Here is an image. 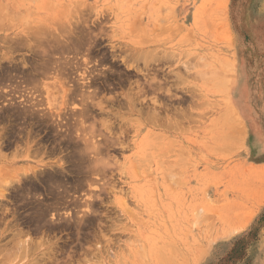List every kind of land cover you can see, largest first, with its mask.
Returning a JSON list of instances; mask_svg holds the SVG:
<instances>
[{"label": "rangeland", "instance_id": "1", "mask_svg": "<svg viewBox=\"0 0 264 264\" xmlns=\"http://www.w3.org/2000/svg\"><path fill=\"white\" fill-rule=\"evenodd\" d=\"M0 69V264H264V0H0Z\"/></svg>", "mask_w": 264, "mask_h": 264}, {"label": "bare ground", "instance_id": "2", "mask_svg": "<svg viewBox=\"0 0 264 264\" xmlns=\"http://www.w3.org/2000/svg\"><path fill=\"white\" fill-rule=\"evenodd\" d=\"M78 22H79V21H78ZM82 25H83V24H82ZM60 26H61V25H60ZM57 28H58V27H57ZM67 30H68V29H67ZM43 31H44V30H43ZM43 31L41 30V32H43ZM63 31H64V30H63ZM34 32H35V31H34ZM41 32H40V33H41ZM68 32H69V30H68ZM38 33H39V32H38ZM38 33H37L36 35H37L38 37H40V36L42 37V33H41L40 36L38 35ZM45 33H46V32H45ZM45 33H44V35H45ZM64 33H65V32H64ZM70 33H71V32H70ZM44 35H43V36H44ZM51 35H52V34H51ZM66 35H67V34H66ZM79 35H80V34H79ZM25 36H26V35H25ZM33 36H35V35H33ZM33 36L30 35V36H29L30 38H29L28 35H27V38H29V40H30ZM48 36H50V35H48ZM52 36H53V35H52ZM75 36H76V35H75ZM35 37H36V36H35ZM35 37H33V38H35ZM53 37H54V36H53ZM36 38H37V37H36ZM36 38H35V39H36ZM46 38H47V37H46ZM48 38H50V40H51L52 37L50 36V37H48ZM55 38H56V37H55ZM57 38H59V37H57ZM74 38H75V37H74ZM90 38H91V37H90ZM10 39H11V38H10ZM22 39H23V38H22ZM37 39H38V38H37ZM44 39H45V38H44ZM52 39H53V38H52ZM62 39H63V38H62ZM77 39H78V38H77ZM88 39H89V38H88ZM92 39H93V38H92ZM1 40H2V39H1ZM5 40H6V39H5ZM25 40H26V38H25ZM27 40H28V39H27ZM29 40H28V41H29ZM31 40H32V39H31ZM40 40H42V38H41ZM53 40H54V39H53ZM57 40H58V39H57ZM59 40H60V39H59ZM75 40H76V39H75ZM82 40H83V39H82ZM3 41H4V40H3ZM7 41H8V40H7ZM17 41H19V40H17ZM36 41H37V40H36ZM44 41H45V40H44ZM46 41H47V40H46ZM48 41H49V40H48ZM63 41H64V40H63ZM70 41H71V39H70ZM97 41H98V40H97ZM19 42H20V41H19ZM33 42H34V41H33ZM54 42H55V41H54ZM54 42H53V43H54ZM60 42H61V40H60ZM66 42H67V41H66ZM66 42H64V43H66ZM21 43H23V42L21 41ZM24 43H25V41H24ZM24 43H23V44H24ZM34 43H36V42H34ZM37 43H39V42L37 41ZM43 43H44V42H43ZM67 43H68V42H67ZM78 43H79V42H78ZM84 43L86 44V42H84ZM13 44H14V43H13ZM25 44H28V43H25ZM62 44H63V43H62ZM72 44H73V43H71L70 45H72ZM81 44H83V43H81ZM18 45H19V44H18ZM40 45H41V43H40ZM40 45H38V47H39ZM42 45H43V44H42ZM53 45H55V44H53ZM58 45H59V44H58ZM58 45H56V46H58ZM21 46H23V45L21 44ZM35 46H36V45H35ZM46 46H47V44H46ZM49 46H50V45H49ZM59 46H60V45H59ZM63 46H64V45H63ZM81 46H82V45H81ZM81 46H80V48H81ZM83 46H85V45H83ZM10 47H11V46H9V49H10ZM17 47H18V46H17ZM24 47H25V45H24ZM26 47H28V45H26ZM41 47H42V46H41ZM64 47H65V46H64ZM85 47H86V46H85ZM15 48H16V47H15ZM21 48H22V47H21ZM34 48H35V47H34ZM34 48H33V49H34ZM51 48H52V46H51ZM65 48H66V47H65ZM75 48H76V47H75ZM77 48H78V47H77ZM77 48H76V49H77ZM27 49H28V48H27ZM30 49H32V48H30ZM30 49H29V50H30ZM33 49H32V50H33ZM39 49H40V48H39ZM44 49H45V48H44ZM47 49H48V48H47ZM52 49H53V48H52ZM52 49H51V50H52ZM119 49H120V48H119ZM34 50H35V49H34ZM42 50H43V49H42ZM45 50H46V49H45ZM45 50H44L43 52H45ZM58 50H59V49H58ZM63 50H64V49H62V52H64ZM67 50H69V47H68ZM80 50H81V49H80ZM82 50H83V49H82ZM95 50H96V49H95ZM9 51H10V50H9ZM11 51H12V50H11ZM13 51H14V50H13ZM38 51H39V50H38ZM60 51H61V50H60ZM72 51H73V50H72ZM28 52H29V51H28ZM46 52H47V51H46ZM52 52H54V51H52ZM69 52H70V51H69ZM76 52H77V51H76ZM31 53H33V52H31ZM50 53H51V52H50ZM54 53H56V50H55ZM72 53H73V52H72ZM77 53H78V52H77ZM114 53H115V52H114ZM124 53H125V52H124ZM37 54H38V53H37ZM56 54H58V53H56ZM69 54H70V53H69ZM69 54H68V55H69ZM143 54H144V53H143ZM143 54H142V55H143ZM61 55H62V54H61ZM63 55H64V53H63ZM112 55H113V54H112ZM122 55H123V54H122ZM144 55H145V54H144ZM144 55H143V56H144ZM146 55H147V54H146ZM148 55H149V54H148ZM52 56H53V55H52ZM57 56H59V55H57ZM143 56H142V58H143ZM54 57H55V56H54ZM100 57H101V56H100ZM102 57H103V56H102ZM106 57H107V56H106ZM140 57H141V55H140ZM147 57H148V56H147ZM45 58H46V57H45ZM52 58H53V57H52ZM57 58H59V57H57ZM86 58H87V57H86ZM86 58H85V59H86ZM107 58H108V57H107ZM144 58H145V56H144ZM152 58H153V56H152ZM53 59H54V58H53ZM59 59L61 60V58H59ZM73 59H74V56H73ZM75 59H76V58H75ZM75 59H74V60H75ZM92 59H93V58H92ZM21 60H22V59H21ZM40 60H41V59H40ZM45 60H46V59H44V61H45ZM66 60H67V59H66ZM69 60H70V59H69ZM74 60L71 59L70 61H74ZM111 60H112V59H111ZM12 61H13V60H12ZM33 61H34V59H33ZM33 61H32V62H33ZM48 61H50L49 58H48ZM55 61H56V60H55ZM57 61H58V59H57ZM64 61H65V60H64ZM76 61H77V60H76ZM129 61H130V60H129ZM15 62H16V61H15ZM36 62H37V61H36ZM45 62H46V61H45ZM50 62H51V61H50ZM62 62H63V61H62ZM68 62H69V61H68ZM68 62H67L66 64H68ZM77 62H78V61H77ZM56 63H57V62H56ZM75 63H76V62H75ZM41 64H42V63H41ZM69 64H70V63H69ZM72 64H73V63H72ZM79 64H80V63H79ZM8 65H9V64H8ZM30 65H32V64H30ZM30 65H29V66H30ZM70 65H71V64H70ZM73 65H74V64H73ZM73 65H72V66H73ZM38 66H39V65H38ZM44 66H48V65L46 64V65H44ZM44 66H41V67H44ZM51 66H52V65H51ZM51 66H50V67H51ZM65 66H66V65H65ZM78 66H79V65H78ZM125 66H126V65H125ZM30 67H31V68H34V69L36 68V66H34V67L30 66ZM48 67H49V66H48ZM50 67H49V68H50ZM57 67H58V66H57ZM57 67H56V68H57ZM76 67H77V66H76ZM92 67H93V66H92ZM3 68H4V67H3ZM45 68H47V67H45ZM49 68H48V69H49ZM63 68H65V67H63ZM63 68H62V69H63ZM73 68H74V66H73ZM77 68H78V67H77ZM133 68H134V67H133ZM37 69H39V67H37L35 71H37ZM53 69H55V68H53ZM59 69H60V67L57 69V71H58ZM69 69H70V68H69ZM0 70H1V69H0ZM63 70H64V69H63ZM85 70H86V69H85ZM134 70H135V69H134ZM45 71H46V70H45ZM45 71L43 70L42 73H44ZM60 71H61V70H60ZM76 71H77V69H76ZM137 71H138V72H141L140 70L136 69V72H137ZM3 72H4V71H3ZM40 72H41V71H40ZM47 72H48V71H47ZM47 72H46V73H47ZM55 72H56V71H55ZM66 72H67V71H66ZM72 72H73V71H72ZM96 72H97V71H96ZM4 73H5V72H4ZM14 73H15V72H14ZM30 73H31V72H30ZM30 73H29V75H30ZM42 73H41V74H42ZM53 73H54V72H53ZM58 73H59V72H58ZM80 73H81V72H80ZM82 73H83V72H82ZM85 73H86V72H85ZM23 74H24V73H23ZM48 74H50V73H48ZM55 74H56V73H55ZM62 74H63V73H62ZM62 74H59V77L62 76ZM3 75H4V74H3ZM32 75H33V74H32ZM63 75H64V74H63ZM68 75H69V74H68ZM72 75H73V74H72ZM79 75H80V74H79ZM87 75H88V74H87ZM90 75H91V74H90ZM26 76H28V75H26ZM46 76H47V75H46ZM64 76H65V75H64ZM70 76H71V75H70ZM83 76H84V75H83ZM88 76H89V75H88ZM0 77H1V76H0ZM29 77H30V76H29ZM29 77H28V78H29ZM33 77H35V76L33 75ZM33 77H30V78H33ZM51 77H53V76H51ZM57 77H58V75H57ZM121 77H122V76H121ZM130 77H131V76H130ZM60 78H61V77H60ZM60 78H58V79L60 80ZM9 79H10V78H9ZM35 79H37V78H35ZM35 79H33V80L30 79V80H32L33 83H34V82H36ZM43 79H44V78H43ZM75 79H76V78H75ZM83 79H84V78H83ZM125 79H126V78H125ZM13 80L16 81L15 79H13ZM24 80H25V79H24ZM34 80H35V81H34ZM61 80H63V79H61ZM0 81H1V80H0ZM22 81H23V79H22ZM26 81H27V80H25V82H26ZM32 81H28V83H29V82L31 83ZM39 81H40V80H39ZM78 82H79V81H78ZM85 82H86V81H85ZM142 82H143V81H142ZM2 83H4V82L2 81ZM28 83H27V84H28ZM30 83H29V84H30ZM37 83H38V79H37ZM41 83H42V82H41ZM67 83H68V82H67ZM94 83H95V82H94ZM6 84H7V82H6ZM69 84H70V83H69ZM90 84H91V83H90ZM90 84H89V85H90ZM3 85H4V84H3ZM15 85H16V84H15ZM65 85H66V84H65ZM80 85H81V89L84 88V87L82 86L81 83H80ZM87 85H88V84H87ZM146 85H147V84H146ZM12 86H14V85H12ZM12 86H11V87H12ZM19 86H20V85H19ZM19 86H18V87H19ZM31 86H32V85H31ZM38 86H39V84H38ZM44 86H45V89H48V86H47V85H44ZM70 86H71V85H70ZM76 86H77V85H76ZM76 86H73L71 89H69L68 86H67V89H68V92L70 93L69 96L71 95V97H72V96H75V97L78 96V97H80V98H79V99H80V104L82 103L83 106H82V109H81V110L79 109L80 111L78 112V117L80 116V117H82V119H84V118H88V116L90 115V107H91V109H92L93 107H95V108H97L99 111L104 112V111H103L102 104H101L102 102H101V103L98 102V103H96L95 105L92 104L91 102H89L90 104H88V101H87V100H90V99L94 98V97H95V92H94V93L84 92V91H86V90L81 91L80 87L78 86V88H77ZM84 86H85V84H84ZM91 86H92V85H91ZM93 86H94V85H93ZM6 87H7V86H6ZM34 87H35V86H34ZM42 87H43V86H42ZM53 87H54V86H53ZM63 87H64V86H63ZM86 87H87V86H86ZM141 87H142V86H141ZM12 88H14V87H12ZM36 88H37V87H36ZM36 88H35V89H36ZM91 88H92V87H91ZM94 88H95V87H94ZM96 88H97V87H96ZM108 88H109V87H108ZM129 88H130V86H129ZM8 89H9V88H8ZM19 89H20V88H19ZM33 89H34V88H33ZM45 89H44V90H45ZM62 89H64V88H62ZM65 89H66V88H65ZM67 89H66V90H67ZM1 90H2V89H1ZM9 90H10V89H9ZM13 90H14V89H13ZM27 90H28V89H27ZM88 90H89V89H88ZM92 90H93V89H92ZM100 90H101V89H100ZM124 90H125V89H124ZM130 90H131V89H130ZM130 90H129V91H130ZM2 91H3V90H2ZM28 91H29V90H28ZM48 91H49V90H48ZM95 91H96V89H95ZM3 92H4V91H3ZM44 92H45V91H44ZM49 92H50V91H49ZM68 92H67V93H68ZM99 92H100V91H99ZM14 93H15V92H14ZM29 93H30V92H29ZM6 94H7V93H6ZM32 94H33V93H32ZM22 95H23V94H22ZM46 95H47V94H46ZM46 95H45V96H46ZM7 96H8V95H7ZM29 96H30V95H29ZM67 96H68V95H67ZM69 96H68V97H69ZM106 96H107V95H106ZM126 96H127V95H126ZM32 97H33V96H32ZM68 97H67V98H68ZM96 97H97V96H96ZM96 97H95V99H96ZM1 98H2V97H1ZM45 98H47V97H45ZM67 98H66V99H67ZM109 98H110V97H109ZM111 98H112V97H111ZM116 98H117V97H116ZM128 98H129V97H128ZM132 98H133V97H132ZM31 99H32V98H31ZM24 100H25V97H24ZM26 100H27V102H28V99H26ZM69 101H70V100H69ZM75 101H76V100H75ZM90 101H91V100H90ZM95 101H96V100H95ZM98 101H99V100H98ZM129 101H130V103H129ZM133 101H134V100H132L131 98H129L127 102H128L129 104H132L131 106H133V105H134ZM22 102H23V101H22ZM24 102H25V101H24ZM40 102H41V101H40ZM45 102H46V101H45ZM63 102H65V101H63ZM78 102H79V101H78ZM96 102H97V101H96ZM131 102H132V103H131ZM43 103H44V102H43ZM73 103H74V102H73ZM28 104H30V103L28 102ZM31 104H32L31 108H33L34 110H32V109L30 108V106H27V109H25V110H20V109H19V110H15V111L9 112V111H11V109L8 107V108H9V111H6V113H4V112L1 111V113H0V125H1V123L3 124V122H6L7 124L9 123V125H10L11 122H13V123L15 122V119H16V121H18L17 119H19V122L22 121V122H23L22 124H26V125H28V127H30V129H31V128L34 126V124H36V123H37L38 125H41V123H40V120H41V119H40V118H39L40 120L37 119V121H34V119L36 118L35 115H34L35 112H36V111H35V108H34V107H36V104H35V105H34L33 103H31ZM39 104H40V103H39ZM45 104L48 105V100H47V103H45ZM45 104H44V105H45ZM64 104H65V103H64ZM70 104H71V103H70ZM11 105H12V104H11ZM14 105H15V104H14ZM16 105H17V104H16ZM22 105H23V104H22ZM47 105H46V106H47ZM62 105H63V104H62ZM68 105H69V104H68ZM74 105H75V104H74ZM23 106H24V105H23ZM49 106L51 107L52 105L49 104L48 107H49ZM60 106H61V105H60ZM63 106H64V105H63ZM79 106H80V105H79ZM126 106H128V105H126ZM15 107H16V106H15ZM28 107H29L31 110H29ZM61 107H62V106H61ZM61 107H59V108H61ZM73 107H74V106H73ZM76 107H78V106H76ZM8 108H7V110H8ZM40 108H41V106H40ZM43 108H44V107H43ZM43 108H42V109H43ZM62 108H63V107H62ZM53 109H54V108H53ZM53 109L51 108V110H53ZM70 109H71V108H70ZM73 109H74V108H73ZM124 109H125V108H124ZM128 109H129V108H128ZM5 110H6V108H5ZM54 110H57V107H56ZM59 110H60V109H59ZM61 110H62V109H61ZM33 111H34V112H33ZM42 111H43V110H42ZM50 112H51V111H50ZM59 112H60V111H59ZM59 112H58V113H59ZM69 112H70V111H69ZM71 112H72V111H71ZM76 112H77V111H76ZM58 113H56V115H58ZM110 113H112V112H110ZM38 114H39V113H38ZM53 114H54V113H53ZM56 115H55V116H56ZM72 115H73V113H72ZM49 116H50V114H49ZM58 116H61V115H58ZM69 116H70V115H69ZM106 116H107V115H106ZM108 116H109V115H108ZM12 117H14V118H12ZM34 117H35V118H34ZM42 117H45L46 119L48 118V120H49V118H50V117H48V116L45 115V114H44V116H42ZM51 117H52V116H51ZM61 117H62V116H61ZM11 118H12V119H11ZM52 118H53V117H52ZM55 118H57V117H55ZM73 118H74V117H73ZM90 118H91V117H90ZM92 118H93V115H92ZM92 118H91V119H92ZM94 118H95V117H94ZM102 118H103V117H102ZM50 119H51V118H50ZM63 119H64V118H63ZM66 119H67V118H66ZM88 119H89V118H88ZM103 119H104V118H103ZM35 120H36V119H35ZM51 120H52V119H51ZM54 120H56V119H54ZM77 120H78V119H77ZM100 120H101V119H100ZM104 120H105V119H104ZM108 120H109V119H108ZM43 121H44V120H43ZM67 121H68V120H67ZM82 121H83V120H82ZM94 121H95V120H94ZM96 121H97V120H96ZM101 121H102V120H101ZM53 122H56V121H53ZM6 123H5V124H6ZM50 123H51V122H50ZM75 123H76V122H75ZM85 123H86V122H85ZM91 123H94V122H91ZM11 124H12V123H11ZM20 124H21V123H20ZM73 124H74V122H73ZM80 124H82V122H80ZM96 124H97V123H96ZM14 125H15V124H14ZM14 125H13V126H14ZM17 125H18V124H17ZM51 125H52V124H51ZM55 125H57V124H55ZM66 125H67V123H65V126H66ZM70 125H71V123H70ZM92 125H93V124H92ZM92 125H91V126H92ZM103 125L106 126V122H105V123L103 122ZM111 125H112V124H111ZM111 125H110V126H111ZM24 126H25V125H24ZM53 126H54V125H53ZM71 126H72V125H71ZM78 126H79V128L81 127L80 125H78ZM82 126H83V125H82ZM93 126H94V125H93ZM105 126H103V127H105ZM107 126H109V125H107ZM110 126L108 127V129L110 128ZM117 126H118V125H117ZM119 126H120V125H119ZM0 127H1V126H0ZM7 127H8V126H7ZM7 127H6L7 130H5V128H4L5 132H3L2 135L0 136V140L3 139V140H4V143L7 142L6 147L8 146V143L10 142V141H9L10 137H13V134L10 135V134H9L10 132L8 131V129L11 128V126L8 127V128H7ZM57 127H58V125H57ZM95 127H96V126H95ZM14 128H17L16 125L14 126ZM69 128H70V127H69ZM79 128H78V129H79ZM81 128H82V127H81ZM81 128L79 129V130L81 131V133L78 134L77 137H74V138H77L76 140L79 139V144H80V146L82 145V147L84 148V150H83V148H81V147H79V146L76 145L77 148H78V151L76 150V152H78V155H79V154H80V155H83L84 153H82V152H87V151L89 150L90 146H91V145L94 146V144L96 143V142H94V144H93L92 141H91L92 143H90V141H89V143H90V146H89V143H88V140H89V139H88V137H90V135H89V136L87 137V139H86V136H87V135H86V134H85L86 136H85L84 134L82 135V130H83V128H82V130H81ZM101 128H102V126H101ZM20 129H21V128H20ZM23 129H24V128H23ZM23 129H22V130H23ZM25 129H26V127H25ZM30 129H29V130H30ZM38 129H39V128H38ZM56 129H57V128H56ZM76 129H77V127H76ZM76 129H75V130H76ZM78 129H77V130H78ZM92 129H93V128H92ZM92 129H91V131H92ZM95 129H96V128H95ZM106 129H107V128H106ZM106 129H104V130H106ZM108 129H107V131H108ZM110 129H111V128H110ZM120 129H121V127H120ZM9 130H10V129H9ZM14 130H15V129H14ZM14 130H12V128H11V132L14 131ZM31 130H32V129H31ZM60 130H61V129H60ZM63 130H64V129H63ZM77 130H76V133H77ZM7 131H8V132H7ZM16 131H17V129H16ZM51 131H52V130H51ZM69 131H70V129H69ZM80 131H79V132H80ZM110 131H111V130H110ZM63 132H64V131H63ZM71 132H72V131H70V133H71ZM86 132H87V131H86ZM95 132H96V131H95ZM113 132H114V131H113ZM26 133H27V132H26ZM38 133H39V132H38ZM59 133H60V132H59ZM70 133H69V135H70ZM83 133H84V132H83ZM27 134H28V133H27ZM53 134H55V133H53ZM90 134H91V133H90ZM112 134H113V133H112ZM29 135H31V134L29 133ZM51 135H52V134H51ZM65 135H67V134H65ZM75 135H76V134H75ZM80 135H81V136H80ZM93 135H95V134H93ZM121 135H122V134H121ZM38 136H39V135H38ZM84 136H85V137H84ZM119 136H120V135H119ZM22 137H23V136H22ZM26 137H27V136H26ZM30 137H31V136H30ZM58 137H60V136H58ZM64 137H65V136H64ZM64 137L62 136L61 138L64 139ZM72 137H73V136H72ZM72 137H71V138H72ZM92 137H93V136H92ZM92 137H91V138H92ZM13 138H14V137H13ZM27 138H28V137H27ZM31 138H32V137H31ZM43 138H45V137H43ZM51 138H52V137H51ZM51 138H50V139H51ZM66 138H67V137H66ZM17 139H18V138H16V140H17ZM19 139H20V141H21V138H19ZM34 139H35V138H34ZM50 139H49V140H50ZM54 139H55V138H54ZM54 139H53V140H54ZM59 139H60V138H59ZM63 139H62V142H63ZM11 140H13V139H11ZM24 140H25V139H24V137H23V142H24ZM51 140H52V139H51ZM55 140H56V139H55ZM70 140H71V139H70ZM76 140H75V141H76ZM80 140H81V141H80ZM93 140H94V138H93ZM116 140H117V142H118V139H116ZM17 141H18V140H17ZM28 141H29V138L27 139V142H28ZM40 141H41V140H40ZM73 141H74V140H73ZM13 142H14V140H13ZM34 142H35V141H34ZM52 142H53V141H52ZM60 142H61V141H60ZM69 142H70V141H69ZM77 142H78V141H77ZM80 142H82L83 144L80 143ZM102 142H103V141H102ZM38 143H39V142H38ZM43 143H45V142H43ZM56 143H57V142H56ZM74 143H76V142H74ZM10 144H11V143H10ZM18 144H19V143H18ZM18 144H16V145H18ZM35 144H36V143H35ZM39 144H40V143H39ZM46 144H47V143H46ZM67 144H68V143H67ZM76 144H77V143H76ZM79 144H78V145H79ZM98 144H99V143H98ZM117 144H118V143H117ZM117 144H116V145H117ZM2 145H3V142L0 143V148H2ZM16 145L14 146V144H13L12 146H14V148H15ZM55 145H56V144H55ZM57 145H58V143H57ZM65 145H66V144H65ZM9 146H10V145H9ZM9 146H8V147H9ZM36 146H37V145H36ZM44 146H45V145H44ZM96 146H97V145H96ZM110 146H111V145H110ZM8 147H7V148H8ZM22 147H23V146H22ZM47 147H48V146H47ZM55 147L57 148V146H55ZM67 147H68V146H67ZM72 147H73V146H72ZM98 147L101 148V147H103V146H101V147L98 146ZM112 147H113V146H112ZM14 148H13V149H14ZM17 148H18V147H17ZM35 148H36V147H35ZM40 148H41V147H39L38 149H40ZM45 148H46V147H45ZM48 148H49V147H48ZM59 148H60V147H59ZM77 148H76V149H77ZM91 148L93 149L92 151H94V153L92 152L93 155H98L99 153H101V152H99V149H98L97 147H96V149H95V147H94V148L91 147ZM15 149H16V148H15ZM51 149H52V148H51ZM108 149H109V148H108ZM120 149H121V148H120ZM1 150H2V149H1ZM20 150H22V149H20ZM71 150H72V149H71ZM100 150H101V149H100ZM105 150H106V149H105ZM16 151H17V150H16ZM22 151H23V150H22ZM22 151H21V152H22ZM37 151H38V150H37ZM39 151H40V150H39ZM62 151H63V150H62ZM65 151H66V150H65ZM89 151H90V150H89ZM106 151H107V150H106ZM18 152H20V151H18ZM32 152H33V151H32ZM35 152H36V151H35ZM40 152H41V151H40ZM44 152H47V151H44ZM4 153H5V152H4ZM4 153H3V155H4ZM13 153H14V152H12V154H13ZM29 153L31 154V152H29ZM37 153H39V152H37ZM69 153H71V152H69ZM74 153H75V152H74ZM96 153H98V154H96ZM104 153H107V154H108V152H104ZM109 153H110V152H109ZM0 154H2V153H0ZM12 154H11V155H12ZM17 154H18V153H17ZM27 154H28V153H27ZM34 154H35V153H34ZM46 154H47V153H45V155H46ZM51 154H53V153L51 152ZM66 154H67V153H66ZM75 154H76V153H75ZM87 154H88V153H87ZM3 155H2V156H3ZM8 155H9V154H8ZM40 155H41V154H40ZM43 155H44V153H43ZM56 155H57V154H56ZM71 155H72V153H71ZM89 155L91 156L90 153H89ZM99 155H100V154H99ZM4 156H5V155H4ZM48 156H49V155H48ZM101 156H103V155L101 154ZM101 156H100V157H101ZM106 156H107V155H106ZM9 157H10V156H9ZM9 157H8V158H9ZM16 157H17V156H16ZM16 157L13 159L12 164H14V163H18V161L16 160ZM21 157H22V156H21ZM23 157H25V156H23ZM28 157H29V156H28ZM92 157H93V156H92ZM92 157H91V158H92ZM98 157H99V156H98ZM1 158H3V157H1ZM4 158H5V157H4ZM6 158H7V157H6ZM34 158H35V157H34ZM94 158H95V156H94ZM27 159H28V158H27ZM67 159H69V158H67ZM97 159H98V158H97ZM20 160H23V163H25V164H31V163L28 162V160H26V159H20ZM94 160H96V159H94ZM94 160H93V158H92V161H94ZM0 161H2V160H0ZM3 162H5V161H3ZM60 162H61V161H60ZM81 162H82V161H81ZM96 162H97V161H96ZM74 163H75V162H74ZM92 163H93V162H92ZM94 163H95V162H94ZM83 164H85V163H83ZM71 165H72V164H71ZM78 165H79V164H78ZM89 165H90V164H89ZM73 166H74V165H73ZM73 166H72V167H73ZM75 166H76V165H75ZM80 166H81V164H80ZM91 166H92V165H91ZM91 166H90V167H91ZM23 167H24V166H23ZM23 167H22V168H23ZM14 168H15V167H14ZM69 168H70V166H69ZM76 168H77V167H76ZM82 168H83V167H82ZM94 168H95V167H94ZM94 168H93V169H94ZM96 168H97V167H96ZM2 169H3V168H2ZM11 169H12V171H13V168H11ZM15 169H16V168H15ZM25 169H26V168H24V169L22 170V171H23L22 173L25 172V171H24ZM62 169H63V168H62ZM8 170H9V169H8ZM26 170H27V169H26ZM72 170H73V169H72ZM89 170H90V169H89ZM91 170H92V169H91ZM16 171H17V170H16ZM28 171H29V170H28ZM8 172H9V171H8ZM19 172H20V171H19ZM69 172H70V171H69ZM83 172H84V171H83ZM91 172H92V171H91ZM20 173H21V172H20ZM57 173H58V172H57ZM77 173H78V171H77ZM85 173H86V172H85ZM45 174H46V173H45ZM73 174H74V173H73ZM78 174H79V173H78ZM81 174H82V172H81ZM91 174H93V173H91ZM24 175H25V173H24V174H21V175H19V173H18V176H22V178H25ZM18 176H17V174H16V175H13V177H15V179H17L16 177H18ZM38 176H39V175H38ZM42 176H43V175H42ZM45 176H46V175H45ZM78 176H79V175H78ZM9 177H11V176H9ZM26 177H27V176H26ZM43 177H44V176H43ZM49 177H50V176H49ZM22 178H21V181H23ZM27 178L30 179L29 177H27ZM57 178H58V177H57ZM61 178H62V177H61ZM31 179H32V178H31ZM49 179H50V178L47 179V182H44V183H47L46 185H48L49 182H52V181H50ZM52 179H53V178H52ZM54 179H55V178H54ZM54 179H53V180H54ZM58 179H59V178H58ZM87 179H88V178H87ZM17 180H18V179H17ZM19 180H20V179H19ZM19 180H18V182H19ZM24 180H26V179H24ZM43 180H44V179H43ZM3 181H4V180H3ZM40 181H41V180H40ZM54 181H55V180H54ZM56 181H57V179H56ZM6 182H8V180H7ZM6 182H5V183H6ZM13 182H14V181H13ZM13 182H12V183H13ZM29 182H30V181H29ZM29 182H28V184H29ZM57 182H59V181H57ZM61 182H62V181H61ZM61 182H60V183H61ZM5 183H3V185H4ZM9 183H10V184L7 185V186H6V184L4 185V188H3L4 192H6V191H5L6 189H9V190H10V189L13 187V186H12L11 188H9V186H11V184H12V183H11V180H9ZM42 183H43V182H42ZM44 183H43V184H44ZM52 183H53V182H52ZM63 183H65V182H63ZM20 184H21V183H20ZM22 184H23V183H22ZM32 184H33V183H32ZM54 184L56 185V183H54ZM54 184H53V185H54ZM57 184H58V183H57ZM49 185H50V184H49ZM49 185H48V186H49ZM59 185H60V184H59ZM0 186H2V183H1ZM31 186H32V185H31ZM36 186H37V185H36ZM51 186H52V185H51ZM61 186H62V185H61ZM61 186H60V187H61ZM2 187H3V186H2ZM2 187H0V192H2V191H1V190H2ZM20 187H21V185H20ZM20 187H19V188H20ZM44 187H45V186H44ZM58 187H59V186H58ZM62 187H63V186H62ZM64 187H65V186H64ZM64 187H63V188H64ZM19 188H18V189H19ZM37 188H38V186H37ZM52 188H53V187H52ZM14 189H15V188H14ZM14 189H13V191L16 190V189H15V190H14ZM28 189H30V187H29ZM32 189H33V188H32ZM34 189L36 190V188H34ZM46 189H47V187H46ZM56 189H57V188H56ZM65 190H66V187H65ZM13 191L11 190V192H13ZM33 191H34V190H33ZM37 191H38V190H37ZM68 191H69V190H68ZM16 192H17V191H16ZM34 192H35V191H34ZM62 192H63V191H62ZM64 192H65V191H64ZM69 192H70V191H69ZM9 193H10V192H9ZM13 193H14V192H13ZM19 193H20V191H19ZM28 193H29V192H28ZM32 193H33V192H32ZM1 194H2V193H0V196L3 197V194H2V195H1ZM24 194H25V193H24ZM29 194H30V193H29ZM66 194H67V193H66ZM11 195H12V193H11ZM36 195H37V194H36ZM38 195H39V194H38ZM58 195H59V194H58ZM18 196H19V195H18ZM45 196H46V195H45ZM65 196H66V195H65ZM23 197H24V196H23ZM20 198H21V197H20ZM53 198H54V197H53ZM70 198H71V196H70ZM22 199H23V198H22ZM27 199H28V198H27ZM60 199H61V198H60ZM13 200H14V199H13ZM24 201H25V200H24ZM26 201H27V200H26ZM28 201H29V200H28ZM41 201H42V200H41ZM57 201H58V200H57ZM32 202H33V201H32ZM32 202H31V203H32ZM34 202H35V201H34ZM59 202H61V201H59ZM66 202H67V201H66ZM69 202H70V201H69ZM22 203H23V202H22ZM61 203H62V202H61ZM61 203H60V204H61ZM35 204H38L40 207H42V206L40 205V203H35ZM41 204H43V203H41ZM55 204H57V203H55ZM71 204H72V203H71ZM16 205H17V204H16ZM23 205H24V204H23ZM31 205H32V204H31ZM50 205H51V204H50ZM86 205H87V204H86ZM25 206H26V205H25ZM51 206H52V205H51ZM2 207H3V205H2ZM44 207H45V206H44ZM44 207H43V208H44ZM60 207H61V206H60ZM26 208L28 209V207H26ZM33 208H34V207H33ZM36 208H39V207L37 206ZM46 208H47V207H46ZM54 208H55V206H54ZM70 208H71V207H70ZM14 209H15V208H14ZM49 209H50V207H49ZM75 209H76V208H75ZM31 210H32V209H31ZM33 210H34V209H33ZM35 210H36V209H35ZM47 210H48V209H47ZM50 210H52V209H50ZM26 211H27V210H26ZM37 211H38L39 213H38ZM37 211H36V212H37V216H36V217L39 218L38 220L43 219V217H44V211L41 210V209H40L41 212H40L39 210H37ZM12 212H13V211H12ZM27 212H30V211H27ZM45 212H46V210H45ZM31 213H32V212H31ZM34 214H35V213H34ZM61 216H62V215H61ZM36 217H34V218H36ZM29 218H30V217H29ZM61 219H62V218H61ZM66 220H67V219H66ZM81 220H82V219H81ZM28 222H29V220H28ZM34 222H35V221H34ZM25 223H26V222H25ZM46 223H47V222H46ZM49 223H50V222H49ZM31 224H32V223H30V225H31ZM40 224H41V223H40ZM66 224H67V223H66ZM78 224H79V223H78ZM64 226H65V224H64ZM49 227H50V226H49ZM54 228H55V227H54ZM77 228H78V227H77ZM16 230H17V229H16ZM21 231H23V230H21ZM34 232H35V231H34ZM26 233H28V232H26ZM12 234L15 235L14 233H12ZM19 235H20V234H18V237H19ZM25 235H26V234H25ZM16 236H17V235H16ZM16 236L13 237L14 240H15V238H17V240H19L20 237L18 238V237H16ZM29 238H30V237H29ZM21 239H22V238H21ZM31 240H32V239H31ZM15 241H16V240H15ZM19 241H20V240H19ZM29 241H30V239H29V240H24V241H22V242H19L20 244H18L17 242H16V243H17L18 246H20V249H21V250L25 251L26 249H29V245H31V244H29V243H30ZM17 250H18V249H17ZM17 250H16V251H17ZM24 253H25V252H24ZM26 253H27V252H26ZM22 254H23V253H22ZM23 255H25V254H23ZM25 256H26V255H25ZM50 256H51V255H50ZM55 257H56V256H55ZM51 258H52V257H51ZM48 259H49V258H48ZM48 259H47V260H48ZM51 260H52V259H51ZM41 261H42V260H41ZM38 263H39V262H38ZM50 263H51V262H50Z\"/></svg>", "mask_w": 264, "mask_h": 264}]
</instances>
